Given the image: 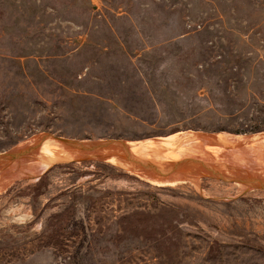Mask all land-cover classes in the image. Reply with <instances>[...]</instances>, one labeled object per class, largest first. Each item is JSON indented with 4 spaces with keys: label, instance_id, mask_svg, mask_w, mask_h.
<instances>
[{
    "label": "rangeland",
    "instance_id": "374dc122",
    "mask_svg": "<svg viewBox=\"0 0 264 264\" xmlns=\"http://www.w3.org/2000/svg\"><path fill=\"white\" fill-rule=\"evenodd\" d=\"M257 124L264 0H0V153L45 134H264ZM138 175L84 158L16 177L0 190V264H264L261 190Z\"/></svg>",
    "mask_w": 264,
    "mask_h": 264
},
{
    "label": "bare ground",
    "instance_id": "6f19581e",
    "mask_svg": "<svg viewBox=\"0 0 264 264\" xmlns=\"http://www.w3.org/2000/svg\"><path fill=\"white\" fill-rule=\"evenodd\" d=\"M258 135V134H257ZM219 137L223 138V140H227V142H237V147L228 148L222 146L220 143L216 142L212 135L208 134H200V133H178L169 136L168 138H160L153 140H143L139 143H131V148L134 153L143 154L147 157H152L154 154L157 155L158 158L168 159L170 156L180 158L185 154L189 153H201L208 152L210 157H213L210 160L218 165L221 168V171L224 173H229L226 171L228 168L227 163H233L234 166L230 171H233L231 175H239L247 174L246 171L251 170L255 175H264V136L258 135L252 137L253 139L249 140L245 136L237 135V136H228L224 134H220ZM35 138L32 137L31 139ZM179 139L178 145H174V142H168L170 140ZM29 139V140H31ZM23 143V142H21ZM19 143V144H21ZM106 143L104 150L108 151L109 148L113 145H117V142H109V141H98V144ZM176 143V142H175ZM121 144V143H120ZM262 150V151H261ZM159 151L167 153H160ZM166 151H170L169 153ZM262 152V153H261ZM90 153H85L83 150H78L73 146L59 141L55 138H47L43 145L33 154H29L27 157L11 162L10 166L6 170L0 166V190L6 188L11 184L16 177H21L23 175H27L30 180H34L39 177V175L46 170L53 161H69L76 160L80 161ZM170 156H169V155ZM165 157V158H164ZM160 159V160H163ZM172 159V158H171ZM110 162L113 164H117L116 160L110 159ZM241 167H246V170H240ZM201 170V169H200ZM203 173L206 170H201ZM201 171H198L196 174H200ZM139 175L147 177L151 180V182L161 183L164 182L162 178L158 176L151 175L147 172L143 171H134ZM138 175V176H139ZM147 179V180H148ZM180 181V180H179ZM185 181V180H184ZM175 182V181H174ZM177 182V181H176ZM187 182V181H186ZM170 183V182H168ZM173 183V182H172ZM171 183V184H172ZM190 183V182H188ZM163 184V183H162ZM161 184V185H162ZM167 184V182H166ZM178 184V183H177ZM184 184V183H183ZM199 184V183H197ZM230 184V183H229ZM238 189H243L242 191H249V189L253 190H261L260 192L264 194V186L256 185V184H245V183H236ZM176 185V184H175ZM245 188V189H244Z\"/></svg>",
    "mask_w": 264,
    "mask_h": 264
},
{
    "label": "water",
    "instance_id": "95a60500",
    "mask_svg": "<svg viewBox=\"0 0 264 264\" xmlns=\"http://www.w3.org/2000/svg\"><path fill=\"white\" fill-rule=\"evenodd\" d=\"M196 134V133H193ZM198 134V133H197ZM220 134L228 135V136H237L235 134L228 133H216V134H208L212 135L216 142L220 143L224 147L233 148L237 147V142H227V140H223V138L219 137ZM263 135L264 134H258ZM258 135H247L245 136L247 139H253L252 137ZM243 136V135H241ZM55 138L57 140H61L78 150H83L85 153H90L85 158L98 159L109 161L110 159H114L117 162V166L126 169L128 171H145L147 173L154 176H158L163 179L164 182H171L175 180H179L184 177H189L191 179H196L197 172L202 169L206 170L202 174H210L213 177H218L227 182H232L233 180H237L236 182L245 183V184H256L264 186V175H255L243 174L244 178H235L231 179L229 174L221 171V168L214 164L210 158V154L208 152L201 153H189L185 154L179 159H163L158 158L157 155H153L152 157H147L143 154L134 153L131 148V143H139L141 141H128V140H115V139H107L103 141L109 142H117V145H113L109 148L108 151H105L104 148L107 145L106 143L98 144L100 140H72L69 138H64L61 136H53L51 134L38 135L35 138L25 141L22 144L14 146L13 148L0 153V164L2 163H11L18 160H21L27 157L29 154L35 153L42 145L43 142L47 138ZM179 139L170 140V142H174V145H178L177 142ZM176 142V143H175ZM121 143V144H120ZM161 153V151H159ZM165 152V151H164ZM162 152V153H164ZM161 153V154H162ZM210 158H209V157ZM165 158V157H164ZM84 159V158H83ZM163 159V160H160ZM206 161H204V160ZM214 159V158H213ZM201 169V170H200ZM200 173V174H201ZM199 175V174H198ZM234 176V175H233ZM27 178H29L26 175ZM147 178V177H146Z\"/></svg>",
    "mask_w": 264,
    "mask_h": 264
},
{
    "label": "trees",
    "instance_id": "16d2710c",
    "mask_svg": "<svg viewBox=\"0 0 264 264\" xmlns=\"http://www.w3.org/2000/svg\"><path fill=\"white\" fill-rule=\"evenodd\" d=\"M262 127H264V124H257V125H252V126H250V129H248V130H250V131H258V130H261L262 129ZM220 129H222V128H220ZM235 130H237V132H243V131H246V129H235Z\"/></svg>",
    "mask_w": 264,
    "mask_h": 264
}]
</instances>
